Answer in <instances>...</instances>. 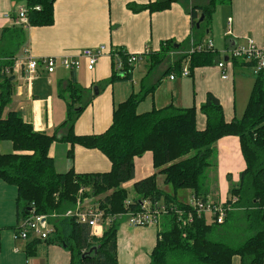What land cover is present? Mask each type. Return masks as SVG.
<instances>
[{"label": "trees", "instance_id": "1", "mask_svg": "<svg viewBox=\"0 0 264 264\" xmlns=\"http://www.w3.org/2000/svg\"><path fill=\"white\" fill-rule=\"evenodd\" d=\"M228 1L210 0L207 7L192 9L193 30L200 31L196 24L202 15L205 17L201 25L209 23L217 6ZM55 2L25 0L27 17L32 27H49L54 24ZM174 2L158 0L146 5L129 4L128 8L134 13H155L170 9ZM24 32V28L17 26L4 31L0 60L17 56L10 49L14 44L18 48L22 47ZM173 47V43L168 41L162 44L160 50L151 52L148 55L150 66L160 65ZM117 51L124 61V67L121 72H116L115 62L110 59L112 83L131 79L135 67L127 63L132 54L119 49ZM215 56V50L194 53L190 61L191 74L198 67L212 65ZM244 61L251 68L252 63ZM8 63L13 64L10 61L3 62L4 65ZM182 66L181 61L176 62L166 74L180 75ZM255 77L249 102L240 120L227 122L220 101L208 95L201 107L206 117V127L200 130L196 107L179 109L170 105L138 114V106L145 96L133 94L114 107L111 124L104 132L88 135L76 134L74 130L73 108L80 99L81 91L74 84L68 91L74 90L76 98L70 94L72 102L68 105V116L60 126V129H68V133L62 137L57 132L49 134L36 131L33 124L25 121L16 111L6 113V108L13 101L15 81L11 80L12 76L0 77V143L10 142L13 146L10 154L0 151V179L17 187L18 204L23 207L20 219H24L32 209L40 215L57 216L51 221L55 231L44 242L64 246L70 253L71 264H119V218L137 211L143 201L174 206L178 210H191L189 204L178 199L181 190L190 191L194 198L208 200L211 189L205 175L208 169H216L215 146L224 137H238L246 169L240 174L239 184L230 189V198L225 205L243 209L248 220L246 229L255 234L234 247L224 241L211 239L215 232L225 236L224 232L216 230L214 218L209 223L207 215L196 216L192 224L181 225L177 216L171 214L163 219L150 264H233L235 257L241 259V264H263L264 71ZM55 142L70 145L67 156L72 167L67 173H58L49 155ZM76 147L99 151L109 162L110 170L105 173H77L73 168ZM147 152L152 153L153 166L158 172L134 183L136 198L129 201L128 191L123 185L135 179V159ZM158 175L164 177L165 185L172 186L173 194L165 193L158 187ZM104 194V198L94 202L104 214L105 229L101 238L93 236L87 225L79 224L74 218L63 217L76 206L79 198H99ZM233 199H237L235 204L232 203ZM231 216L232 212L228 213L223 226L229 223ZM42 242L33 241L28 254L35 253L31 246Z\"/></svg>", "mask_w": 264, "mask_h": 264}, {"label": "crops", "instance_id": "2", "mask_svg": "<svg viewBox=\"0 0 264 264\" xmlns=\"http://www.w3.org/2000/svg\"><path fill=\"white\" fill-rule=\"evenodd\" d=\"M156 1L158 0H56L54 24L49 27L24 29L22 47L18 48L14 44L10 50L17 54L16 57H20L23 50L30 47L36 58H61L77 55L84 49L105 46L142 55L146 49L150 52L160 50L162 44L168 41L173 43L175 50H178L180 45L185 50L192 39L194 42L197 41V44L199 42L206 44L211 40L216 52L214 63L194 69L190 77L182 78L178 75V78L172 81L170 79L172 74H166L170 68L168 61L151 70L148 60L141 72L139 92L136 94L145 98L139 104L137 112L144 114L170 105L179 109L196 107L198 128L203 130L206 127V117L202 114L201 107L208 95H213L220 101L227 122L243 117L256 77L252 78V75L244 72L250 68L244 60L230 59V51L236 46L247 45L248 40H254L259 45L264 43V0L222 2L215 9L211 21L201 25L200 31L193 30L191 11L194 8L207 7L210 0H175L170 9L155 13L148 11L134 13L128 8L129 4L146 5ZM21 6H25V0H0V53L4 47L2 44L4 31L13 27L12 21L5 16L7 14L12 16ZM144 58L149 59V56L144 55L135 64L131 78L136 77V73L140 71ZM220 62L226 63L229 75L226 80L222 79V71L218 68ZM82 63V68L75 73H70L59 66L54 74L49 75L43 69L31 86L23 79L14 78L13 101L6 112L19 111L21 114L24 112L23 119L33 124L38 132L49 134L57 132L60 137L66 135L68 129H60V126L66 121L68 113L62 123L55 125L52 111L54 95L51 94V90H40L37 83L48 81L49 84L55 85L58 98L65 100L71 85L75 84L82 89L81 84L85 80L89 83L98 76H112V64L108 57H103L93 71L87 70L85 60ZM111 92L105 101L94 104L95 119L91 125L93 128L99 127L101 131L99 133L82 131L77 134H100L110 126L114 107L126 98L121 92L117 95L114 85ZM215 147L218 177L217 171L209 174L213 185L208 181L207 185L211 189V196L208 199L224 203L232 188L228 178L231 177V181L238 185L240 174L246 169V162L238 137H224ZM59 150L62 151L61 154ZM69 150V144L60 142H55L50 148L49 155L60 174L67 173L72 167L67 156ZM0 151L3 154L12 153V143H0ZM58 160H62V166ZM73 168L81 174L105 173L110 170V164L99 151L76 147ZM157 172L153 166L152 153L147 152L135 159V179L123 185L128 191L129 201L136 198L134 183ZM157 183L162 191L171 194L170 190H166L168 185H165L162 175H158ZM159 183H163L164 187H160ZM219 197L222 199L219 200ZM18 198L17 187L0 179V264H71L69 251L61 246L46 242L38 243L31 246L35 253L29 255L28 249L34 239L20 242L13 240V232L22 220L20 214L23 207L18 204ZM234 217L233 214L230 221ZM122 226L120 225L118 232V263L150 264L159 228H133L129 225L136 233L141 230L156 233L147 252L138 253L134 248L136 255H133L130 246H125V239L121 236ZM142 249L145 250L146 247L143 246ZM233 264H241V259L235 257Z\"/></svg>", "mask_w": 264, "mask_h": 264}, {"label": "built area", "instance_id": "3", "mask_svg": "<svg viewBox=\"0 0 264 264\" xmlns=\"http://www.w3.org/2000/svg\"><path fill=\"white\" fill-rule=\"evenodd\" d=\"M39 9V8H38ZM8 20L12 21L13 26L29 29L31 26L30 20L27 17V9L25 6L18 7L15 14H7L5 16ZM207 50H214L213 41L208 40L206 44H194V52H204ZM123 51V50H122ZM230 59L246 60L252 63L251 70L254 75L264 71V43L259 45L254 40H248L247 45L236 46L230 51ZM150 50L146 49L142 55L132 54L128 58V64L135 66L144 55L148 56ZM108 57L115 62V71L121 72L124 67V61L121 55L114 48H107L105 46H99L93 49H84L74 56L65 57H45L36 58L30 47L23 50L22 56L14 57L13 59H1L0 60V77H14L20 78L27 82L31 86L38 78L40 72L43 70L47 74H54L56 69L61 66L70 73L79 71L83 66V60H85L86 68L89 71H93L98 62L103 58ZM13 62L11 65L8 63L4 65L3 62ZM218 68L222 71V79H228V71L225 62H220ZM190 61L183 63L180 77H190ZM178 78L177 74L171 75V80ZM83 190L80 191L82 195ZM237 199H233L232 203L235 204ZM127 204H130L128 202ZM189 204L191 210L184 211L178 210L174 206H166L162 203H151L149 201H143L137 211L129 212L122 216L128 217V223L133 228H161L163 219L168 215L175 214L177 221L181 225H189L194 222V218L207 215L214 218L217 225L225 224L228 213L235 211L232 206H227L224 203H215L212 200L203 201L201 199L194 198ZM95 203L92 205L89 199H78L76 206L67 211L63 217L74 218L81 225H87L92 235L99 236L104 233L103 224V212L97 208ZM56 215L46 216L35 213V209H32L30 213L21 220L17 228L13 232V240L15 242L29 241V240H41L46 241L54 233V227L52 220L56 219ZM100 237V236H99Z\"/></svg>", "mask_w": 264, "mask_h": 264}, {"label": "rangeland", "instance_id": "4", "mask_svg": "<svg viewBox=\"0 0 264 264\" xmlns=\"http://www.w3.org/2000/svg\"><path fill=\"white\" fill-rule=\"evenodd\" d=\"M23 3V1H22ZM191 42V43H190ZM189 42L188 48L183 50L184 47L182 45L179 46L178 50H175V47H173L170 51V53L166 56V58H164L163 62L160 64L162 65L164 62L168 61L170 64V68H172V66L174 64H176V62H182L186 63L187 61H191V56L194 54V44L197 43V41L194 42V39H192ZM12 46L11 44L9 45V47ZM223 53H221V57ZM149 59L144 58L143 59V63L141 65V69L139 72L136 73V77L134 76V78L132 77L131 79L128 80H123V81H117L112 83V76H98L94 79L93 84L92 82L88 83V80H85L82 82L81 86L82 89L80 91V99L79 101H77L74 105L73 108V112H75L74 115V127H75V132L80 133V132H84V133H99L100 128L99 127H95L93 128V126L91 124H93V120L95 119V113H94V104L96 105L97 103H100V101H105L107 99L108 94L111 95V90L113 88L116 89L117 91V95H119V93L121 92L123 95H125V101L131 97V95L133 94H137L139 92V83L141 80V75H142V71L144 70L143 68H145V64H147ZM160 65H157L155 67H151L150 69H154ZM169 71V70H168ZM167 71V72H168ZM174 72V71H171ZM247 74L252 75L251 77L255 78V75L253 73V71L248 68L246 69V71H244ZM140 78V79H139ZM37 85L39 86L40 90H51V94L54 95V106H53V122L55 125H59L60 123H62V121L65 120V117L67 116L68 113V109L70 103L72 102V99L70 97V94L72 93L73 97L76 98V96H74V90H70L68 91L69 93H66L65 96V100H62L60 98H58L57 94H56V88L55 85H51L48 83V81H43L40 83H37ZM96 88L99 90V94L96 95ZM58 92V91H57ZM42 98V96H41ZM123 101V102H125ZM121 102V103H123ZM119 103V104H121ZM117 104V105H119ZM116 105V106H117ZM9 108V107H7ZM6 108V110H7ZM239 109H240V104H239ZM5 110V111H6ZM18 112L20 115L24 114V112L21 114L19 111ZM7 113V112H6ZM22 117L24 118V116L22 115ZM242 118V117H241ZM240 117L238 118V120L241 119ZM80 135V134H79ZM88 135V134H85ZM4 149V148H3ZM5 150V149H4ZM61 150H59V153L61 154ZM58 163L60 166H62L63 162L62 160H58ZM214 168H210L206 171V182L208 183V181L211 182V178H210V173L212 172H216L217 171V177H218V169L216 167V169ZM229 183L231 184V187H234V185H236V183L231 181V177L228 178ZM160 187H164L163 183H159ZM210 185H213L212 182L210 183ZM166 190H170L169 193L173 194V190H172V186H167ZM105 194L103 196H100L99 198H91L89 199V202L93 205L94 202H97L98 199H102L104 198ZM230 198L229 194L227 199ZM178 199L182 202L185 203H189L192 201L193 199V195L190 191L188 190H181L178 192ZM222 198L219 197V200H221ZM213 202L215 203H222L220 201H215L212 199ZM232 214L235 215V217L229 221V223L225 226L223 225H216L215 228L216 230H219L220 232H224L225 236H220L217 232H215L213 234V236L211 237L212 240L214 241H224V243H227L231 246H238L241 245L246 239L252 237L255 232L254 231H250L248 229H246V226H248V220L247 217L245 216V212L243 209L241 208H235V211L232 212ZM213 219L208 216V222L212 223ZM119 222L123 225L121 227V236L123 237V239H125V246H130L131 248V253L133 255H136V253L134 252V248L138 250V253L140 252H147L150 245H151V241L155 239L156 233L155 231H149V232H145V230H141L138 233H136L134 231V229H132L129 226L128 223V217L127 216H121L119 218ZM161 230V228H160ZM53 235V234H52ZM51 235V236H52ZM50 236V237H51ZM95 236V235H93ZM100 236V237H99ZM99 236H95L97 238H101L103 236V233L100 234ZM49 237V238H50ZM129 239V240H128ZM147 241V243H145ZM44 242V241H43ZM54 245H58L61 246L59 244H54ZM146 247V249H142V247ZM61 248H65L64 246H61ZM45 258V257H44ZM46 260V259H45Z\"/></svg>", "mask_w": 264, "mask_h": 264}, {"label": "water", "instance_id": "5", "mask_svg": "<svg viewBox=\"0 0 264 264\" xmlns=\"http://www.w3.org/2000/svg\"><path fill=\"white\" fill-rule=\"evenodd\" d=\"M204 17H205V16L202 15V16L200 17L199 21L197 22L196 27H197L198 29L200 28L201 23L204 21ZM226 60H228V59H226ZM11 80H14V77H13ZM98 93H99V90L96 88V95H98Z\"/></svg>", "mask_w": 264, "mask_h": 264}]
</instances>
